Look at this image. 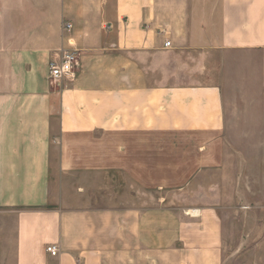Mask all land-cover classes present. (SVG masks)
I'll return each mask as SVG.
<instances>
[{
    "label": "crops",
    "instance_id": "1",
    "mask_svg": "<svg viewBox=\"0 0 264 264\" xmlns=\"http://www.w3.org/2000/svg\"><path fill=\"white\" fill-rule=\"evenodd\" d=\"M61 49L77 68L50 82ZM256 97L264 0H0V264H221L215 210L194 197L214 185L151 177L147 143L222 137L230 105ZM97 178L121 180L130 203L67 204ZM151 183L186 202L147 207Z\"/></svg>",
    "mask_w": 264,
    "mask_h": 264
},
{
    "label": "rangeland",
    "instance_id": "2",
    "mask_svg": "<svg viewBox=\"0 0 264 264\" xmlns=\"http://www.w3.org/2000/svg\"><path fill=\"white\" fill-rule=\"evenodd\" d=\"M225 123L222 137H150L147 144L151 147V177L155 174L161 180L167 178V174L172 176L173 172H179L194 186L214 185L216 190L208 198H203L200 192L194 197L196 204L215 210L221 229V264H264V98H246L237 105L231 104ZM153 147L158 149L155 151ZM89 177L81 176L83 181L93 182V177ZM112 180L104 179L101 185L102 179L97 178L98 185L87 184L88 194L79 198L71 191L67 204L130 203L128 187L121 180L120 185ZM157 186L151 183L147 190V207H156L160 202H186L185 199L177 201L175 196L163 192L167 190L159 191ZM51 188L53 201L61 205L67 186L54 176ZM134 197H137L136 189ZM134 203L141 201L134 199Z\"/></svg>",
    "mask_w": 264,
    "mask_h": 264
},
{
    "label": "built area",
    "instance_id": "3",
    "mask_svg": "<svg viewBox=\"0 0 264 264\" xmlns=\"http://www.w3.org/2000/svg\"><path fill=\"white\" fill-rule=\"evenodd\" d=\"M72 26L68 23H63V31L70 32ZM170 43L166 42L165 47H169ZM77 51L74 49H61L56 60H51L48 64V80L50 82H60L63 79L73 78L75 69L77 68ZM45 252L52 257L58 254V248L48 246Z\"/></svg>",
    "mask_w": 264,
    "mask_h": 264
},
{
    "label": "bare ground",
    "instance_id": "4",
    "mask_svg": "<svg viewBox=\"0 0 264 264\" xmlns=\"http://www.w3.org/2000/svg\"><path fill=\"white\" fill-rule=\"evenodd\" d=\"M197 212V211H196ZM196 212L195 211H193L192 213L196 216Z\"/></svg>",
    "mask_w": 264,
    "mask_h": 264
}]
</instances>
